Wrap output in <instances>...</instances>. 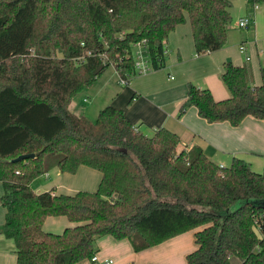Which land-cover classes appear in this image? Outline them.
Returning <instances> with one entry per match:
<instances>
[{
	"label": "trees",
	"instance_id": "16d2710c",
	"mask_svg": "<svg viewBox=\"0 0 264 264\" xmlns=\"http://www.w3.org/2000/svg\"><path fill=\"white\" fill-rule=\"evenodd\" d=\"M252 4L264 0H249ZM231 0H0V181L2 233L17 264H75L93 259L99 237L129 239L136 251L197 229L185 264H264V170L235 157L223 166L161 127L147 135L107 105L95 121L70 111L72 99L109 66L131 82L135 43L146 40L153 70L166 66L170 33L190 20L196 53L222 48ZM262 83L249 66L225 63L231 97L216 100L188 85L181 116L196 107L209 122L264 119ZM127 83V84H128ZM23 154L34 156L14 161ZM102 173L96 191L37 193L32 181L58 167ZM255 202H259L256 204ZM75 226L43 229L49 216Z\"/></svg>",
	"mask_w": 264,
	"mask_h": 264
},
{
	"label": "crops",
	"instance_id": "0c3cea01",
	"mask_svg": "<svg viewBox=\"0 0 264 264\" xmlns=\"http://www.w3.org/2000/svg\"><path fill=\"white\" fill-rule=\"evenodd\" d=\"M231 2V13L233 19L235 15V22L234 25H229L227 42L222 48L197 54L192 25L187 19L169 35L166 66L145 74H137L132 82L119 91L106 95L103 100V96L99 97L98 115L105 106H116L124 111L134 126L147 135L154 134L161 127L176 133L180 139L177 148L179 152L198 145L208 157L220 165L230 166L233 159L239 157L248 162L254 171L262 172L264 119L248 115L236 126L229 121L209 122L201 117L194 106L181 116L178 115L187 98L189 83L209 89L218 101L231 97V92L222 78L225 63L228 61L237 66H249L255 84L262 83L264 2L257 6L249 0ZM237 3L240 4V14H236ZM245 17H252L254 20L249 27L239 25L240 20ZM233 28L248 29L235 34L232 32ZM101 76L99 91L109 83L108 78L102 81ZM90 101L89 96L83 98L85 104ZM69 109L74 114L87 118H92L95 111L74 101V98ZM41 176L32 181V187L37 193L53 191L58 194H75L81 190L96 191L102 179L99 170L87 165L79 166L75 173H63L58 167H54ZM3 194L4 185L0 181V264H17L15 242L1 231L6 214L1 203ZM76 224L67 216H49L43 229L61 233ZM196 231L197 229H193L184 232L140 251L134 249L129 239L118 240L112 235H104L96 242L97 260L87 258L75 264H185L188 254L198 248ZM230 264H242V261L239 257L232 256Z\"/></svg>",
	"mask_w": 264,
	"mask_h": 264
},
{
	"label": "rangeland",
	"instance_id": "374dc122",
	"mask_svg": "<svg viewBox=\"0 0 264 264\" xmlns=\"http://www.w3.org/2000/svg\"><path fill=\"white\" fill-rule=\"evenodd\" d=\"M235 6H236V14H240L241 13L240 4L237 3V5L235 4ZM234 22H235V15H234V19H232V21L230 23V26L234 25ZM247 29L248 28H245V29L233 28L232 32H234L235 34H238V33H240V31H244ZM137 76L138 75L131 77V82ZM101 77H102V81L105 80L106 78H108L109 83L106 84L103 88H100V91H99V86H101V85H99V78H98L97 81L92 86L85 87L82 91H80L74 97V101H78L79 103H81V105L83 104V105L87 106L89 110H95L94 114L92 115V118L89 117L92 121H95L98 118L97 110H99V97L101 98V96H103L101 98V100H103L105 97H107L106 95L109 96V94H112V93H115L116 91H119L123 86H127V84L121 86L120 77L118 75V72H117L116 68L112 65L109 66L105 70V72L102 74ZM102 81H100V82H102ZM85 96L91 97V101L89 104H85L83 102V98ZM41 177L43 178V176H41Z\"/></svg>",
	"mask_w": 264,
	"mask_h": 264
},
{
	"label": "built area",
	"instance_id": "2783aa9c",
	"mask_svg": "<svg viewBox=\"0 0 264 264\" xmlns=\"http://www.w3.org/2000/svg\"><path fill=\"white\" fill-rule=\"evenodd\" d=\"M257 6V5H255ZM252 17H245L240 20L239 25L241 27H249L253 23ZM168 53L167 47L165 48V54ZM134 60H135V66H136V74H145L150 71H152L150 58L147 54V42L146 40H141L134 45ZM120 83L125 85L127 84V79L121 77ZM93 260H97V255L93 257Z\"/></svg>",
	"mask_w": 264,
	"mask_h": 264
},
{
	"label": "water",
	"instance_id": "95a60500",
	"mask_svg": "<svg viewBox=\"0 0 264 264\" xmlns=\"http://www.w3.org/2000/svg\"><path fill=\"white\" fill-rule=\"evenodd\" d=\"M32 156H34V154H23L17 157L14 161H20V160H23V159H26ZM255 203L258 204L259 202H255ZM262 204H264V202Z\"/></svg>",
	"mask_w": 264,
	"mask_h": 264
}]
</instances>
